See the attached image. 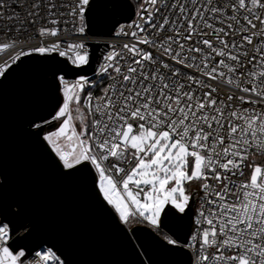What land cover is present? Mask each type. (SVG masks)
Listing matches in <instances>:
<instances>
[{
	"label": "snow or ice",
	"instance_id": "1",
	"mask_svg": "<svg viewBox=\"0 0 264 264\" xmlns=\"http://www.w3.org/2000/svg\"><path fill=\"white\" fill-rule=\"evenodd\" d=\"M90 4L0 0V30L30 39L34 28L41 41L12 64L56 53L86 67L83 40L44 38L86 35ZM139 7L141 22L129 25L135 30L118 33L135 42L103 57L102 94L82 100L85 76L69 83L54 73L62 103L32 127L62 174L93 171L98 196L120 224L140 217L159 229L166 208L183 214L189 207L185 184L201 182L195 264H264V162H257L264 157V0H141ZM15 43H0V51ZM12 64H0V77ZM53 122L58 127L44 133ZM10 224L0 221V264H26L25 250L8 244L17 232ZM22 228L30 233V225ZM29 264L64 261L49 247Z\"/></svg>",
	"mask_w": 264,
	"mask_h": 264
},
{
	"label": "water",
	"instance_id": "2",
	"mask_svg": "<svg viewBox=\"0 0 264 264\" xmlns=\"http://www.w3.org/2000/svg\"><path fill=\"white\" fill-rule=\"evenodd\" d=\"M138 1L91 0L87 35L111 37L119 25L134 19ZM89 47L86 67L76 68L56 53L33 54L22 57L0 78V219L17 229L8 244L23 248L27 258L51 247L65 264H192L191 253L183 246L192 234L196 194L185 213L169 206L161 218L160 229L179 245L167 244L145 225L128 229L98 196L93 171L82 168L71 176L62 174L42 142L43 133L38 137L39 130L32 127L50 119L62 103L54 73L65 79L95 73L105 46ZM56 128V122L45 125L44 133ZM25 224L31 229L26 236Z\"/></svg>",
	"mask_w": 264,
	"mask_h": 264
},
{
	"label": "built area",
	"instance_id": "3",
	"mask_svg": "<svg viewBox=\"0 0 264 264\" xmlns=\"http://www.w3.org/2000/svg\"><path fill=\"white\" fill-rule=\"evenodd\" d=\"M29 3H31V0H28ZM57 4H72L74 2V0H56ZM13 8H15V4H13ZM59 11H65L67 12L68 9L67 8H63V9H58ZM16 11L18 13H20L19 9H16ZM140 11V9H139ZM138 9L136 10V14L135 17L132 21L127 22V23H123L121 25H119L115 32L113 33V35L111 37H106V38H90L87 34L84 36H68L66 32H61L60 35L58 37H47L44 38L45 42H51L54 40H64L65 38L68 40H76V41H80L83 40L89 51H90V47L89 44L90 43H99V44H103L105 47L103 48V51L101 53V57L99 60V63L96 66V71L94 74L90 75V76H85L90 83L85 87L83 93H81L82 96V100L84 97H86L89 93H92V95L94 97L96 96H100L102 94V89L104 88L105 84H107L109 81L106 78L105 75H102L99 71L100 65L104 62L103 61V57L104 55L111 51L112 48L114 47L116 50H120L122 49V46L124 43H134L135 40L133 38H131L130 36H125V35H118V33L120 32L121 28L127 30V31H134V28H129L130 24H133L134 22L136 23H140L141 21H139L138 15L137 13L139 12ZM21 15L23 13H20ZM61 19H70L69 17H61ZM85 23H86V15H85ZM51 27V25H49ZM37 27H39V25H37ZM59 27L61 28H67V29H71V24L69 25H63L61 24ZM29 32H31L32 36L31 38H27L26 36H21L19 33H8L5 34L4 31L0 30V43L2 42H9L11 43L13 39L16 40V43L14 45V47L5 50V51H0V64H3L5 62L12 64L11 61V57L14 55H17L21 50H28L31 47L36 46L37 44L41 43L40 39L37 37L36 35V30L34 28H29ZM63 46V45H62ZM143 47H147V46H143ZM52 55V54H51ZM15 64V63H14ZM13 65V64H12ZM1 78V77H0ZM79 78V77H78ZM78 78L76 79H66L69 83H74ZM219 87L221 88V92H229V88L226 85H219ZM62 88L63 86L60 85V92H61V96H62ZM230 94V92H229ZM58 123V122H56ZM58 127V124H57ZM257 162H264V157H258L257 158ZM201 183V182H200ZM199 195L200 198L197 201V205L195 208V216H194V222H193V229H192V234L191 237L189 239V242L187 245H184L183 247L186 248L192 256V264H195L196 261V247L198 246L199 240H197L196 242H193L192 240V236L193 235H197V229L201 226L197 225L196 221L200 218L199 217V211L201 209V205L203 203V197H204V193L201 190H199ZM1 221V219H0ZM133 221H138L140 222L141 225H145L148 226L150 228H152L157 234H159L164 240L165 237H170L172 238L168 233H166L164 230L159 229H155L153 228L150 224H148L146 221H143L142 218L140 217H132L130 218V221L127 225H125L128 229H131L133 224ZM206 227V225H204ZM173 239V238H172ZM12 239H10L8 241V243L11 242ZM166 241V240H165ZM179 245V243L177 244ZM47 247H45L43 250H39L40 252L46 251ZM36 253V252H35ZM35 253H33L29 258L26 259V264H29V262H34L35 260ZM65 264V263H64Z\"/></svg>",
	"mask_w": 264,
	"mask_h": 264
},
{
	"label": "rangeland",
	"instance_id": "4",
	"mask_svg": "<svg viewBox=\"0 0 264 264\" xmlns=\"http://www.w3.org/2000/svg\"><path fill=\"white\" fill-rule=\"evenodd\" d=\"M139 9H140V7L138 8V11H139ZM58 124V123H57ZM197 181H193L191 184H185V190H186V194H188L190 197H191V195L193 194V192H195L197 189H199V187H197ZM188 185H191L192 187H191V191H192V193H188V190H187V186ZM169 187H171V185H169ZM196 199H197V196H196ZM198 201V200H197ZM197 205V204H196ZM132 224H133V226H132V228L133 227H135V226H138V225H141L140 224V222H138L137 224L136 223H134V222H132Z\"/></svg>",
	"mask_w": 264,
	"mask_h": 264
},
{
	"label": "trees",
	"instance_id": "5",
	"mask_svg": "<svg viewBox=\"0 0 264 264\" xmlns=\"http://www.w3.org/2000/svg\"><path fill=\"white\" fill-rule=\"evenodd\" d=\"M140 3H141V0H139L137 3H135V6H136V10L139 8V5H140ZM197 187H199V189H197L195 192H193V194H196V196H197V200H199V198H200V195H199V190H200V187H201V183L200 182H197ZM191 185H188L187 186V190H188V193H192V191H191ZM134 223H138V221H133Z\"/></svg>",
	"mask_w": 264,
	"mask_h": 264
}]
</instances>
